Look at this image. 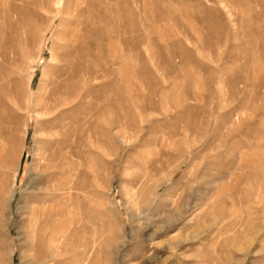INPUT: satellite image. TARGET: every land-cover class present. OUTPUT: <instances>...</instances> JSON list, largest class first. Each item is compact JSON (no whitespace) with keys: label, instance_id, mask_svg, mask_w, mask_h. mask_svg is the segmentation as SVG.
<instances>
[{"label":"rangeland","instance_id":"rangeland-1","mask_svg":"<svg viewBox=\"0 0 264 264\" xmlns=\"http://www.w3.org/2000/svg\"><path fill=\"white\" fill-rule=\"evenodd\" d=\"M10 80L0 264H264V0H0ZM73 129L34 237L42 153Z\"/></svg>","mask_w":264,"mask_h":264},{"label":"bare ground","instance_id":"bare-ground-1","mask_svg":"<svg viewBox=\"0 0 264 264\" xmlns=\"http://www.w3.org/2000/svg\"><path fill=\"white\" fill-rule=\"evenodd\" d=\"M9 74H11V72ZM13 81L14 80H12V81L10 80L9 84L7 83V84L2 85L1 88H0V91L3 92L7 96L10 95L8 97L11 98L12 100L13 99L16 100V99H18L20 97V94L16 91L18 85L16 83H14ZM13 83H14V85H12ZM73 98H74V96H73ZM15 100H14V102H15ZM59 101H61V100H59ZM76 101H77V99L75 100V102ZM55 102H57V101H55ZM75 102L73 104H75ZM62 103H64V102H62ZM1 104H3V103H1ZM68 104H70V103H68ZM71 106L74 107L75 105L74 106L71 105ZM74 109H75V107H74ZM64 115H65V112H61L58 115V119L57 120L60 123V125H64L63 124V119H62ZM67 119H65V120H67ZM73 124H75V121L72 119V121L69 122V125L72 126ZM73 128H75V127H73ZM74 131L75 130L73 129V130H67V132L66 131L57 132L56 135H55V139L53 141V144H51L52 146H50V148H48V150H47L49 152H52V156H47L46 157L44 155V153H42V161H43V163L41 165H42L43 172H42V174H40V176H39V182H38L40 184V186L37 188V191H35V195H34V198H33V205L31 206L30 217L27 220L28 221V225H30V226L31 225L33 226L34 225V237L38 235L39 236L38 238H40L45 233V231H46V228H40V229L38 228L39 226H41V225L37 226V222L39 221V219H45V221L48 222L49 218H52L54 216V214H53L54 213V210L59 207V203H61V201H62L60 199H62V198L64 199V197H65L60 191H63L66 188L65 187L66 185L65 186L64 185H60V183H59V185L57 187H51L50 185H52L53 182L57 178L59 179L60 177L61 178L62 177H64V178L67 177V174L65 175V173L63 171H61V170H62V167L66 163L69 164V158H68V156H65L64 155L65 154L64 151L67 149L68 141L71 138L72 134H74ZM72 143L75 144L76 142H72ZM69 145H70V143H69ZM71 150H73V146H72ZM62 179H61V181H62ZM55 204H58L57 207H55L56 206ZM31 227L29 228L30 230L33 229V228L31 229ZM39 230H40V234H38V231Z\"/></svg>","mask_w":264,"mask_h":264}]
</instances>
